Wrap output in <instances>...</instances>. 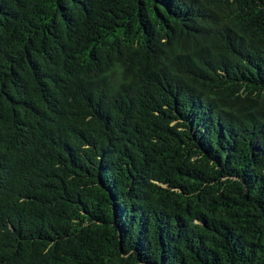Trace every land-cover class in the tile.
<instances>
[{
	"label": "trees",
	"instance_id": "1",
	"mask_svg": "<svg viewBox=\"0 0 264 264\" xmlns=\"http://www.w3.org/2000/svg\"><path fill=\"white\" fill-rule=\"evenodd\" d=\"M0 264H264V0H0Z\"/></svg>",
	"mask_w": 264,
	"mask_h": 264
}]
</instances>
